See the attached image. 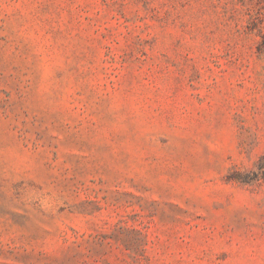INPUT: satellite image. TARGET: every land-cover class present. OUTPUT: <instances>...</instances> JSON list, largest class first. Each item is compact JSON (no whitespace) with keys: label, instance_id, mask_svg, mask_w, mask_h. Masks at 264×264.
<instances>
[{"label":"rangeland","instance_id":"374dc122","mask_svg":"<svg viewBox=\"0 0 264 264\" xmlns=\"http://www.w3.org/2000/svg\"><path fill=\"white\" fill-rule=\"evenodd\" d=\"M0 264H264V0H0Z\"/></svg>","mask_w":264,"mask_h":264}]
</instances>
